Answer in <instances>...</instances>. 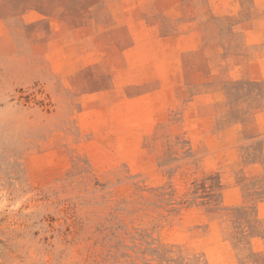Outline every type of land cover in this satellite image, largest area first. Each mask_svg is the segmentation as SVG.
Instances as JSON below:
<instances>
[{
    "label": "rangeland",
    "instance_id": "rangeland-1",
    "mask_svg": "<svg viewBox=\"0 0 264 264\" xmlns=\"http://www.w3.org/2000/svg\"><path fill=\"white\" fill-rule=\"evenodd\" d=\"M0 264H264V0H0Z\"/></svg>",
    "mask_w": 264,
    "mask_h": 264
}]
</instances>
